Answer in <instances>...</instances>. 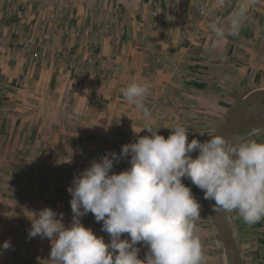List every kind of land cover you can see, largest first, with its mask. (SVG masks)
Returning <instances> with one entry per match:
<instances>
[{
  "label": "crops",
  "instance_id": "0c3cea01",
  "mask_svg": "<svg viewBox=\"0 0 264 264\" xmlns=\"http://www.w3.org/2000/svg\"><path fill=\"white\" fill-rule=\"evenodd\" d=\"M95 1L101 3L99 9L86 13L81 26L69 33L71 39L59 33L57 59L24 57L15 66H0V144L10 142L12 147L7 157L11 174L2 178L10 189L0 190L1 210L18 204L29 210H58L68 227L72 212L67 189L107 150L150 136L146 126L159 128L157 133L167 139L179 124L188 129L189 142L193 138L205 142L217 134L239 100L264 89V0H255L239 34L228 36L220 48L211 47L214 36L208 25L213 19L226 22L240 0L222 7L217 0ZM48 47L43 46L40 54L54 52ZM133 81L149 86L145 106L151 122L122 94ZM235 87L244 91L237 102ZM47 96L57 103L59 119L50 121L48 132L54 130L51 123L56 124L60 154L46 160L58 164L51 168L58 176L40 185L33 170L43 160L34 144L42 128L35 125L38 107L34 105L42 97V104L53 112ZM227 137L231 144L264 143V99L252 101L235 116ZM191 155L195 158L198 150ZM182 183L201 205L196 224L206 264H234L203 190L188 179L182 178ZM52 196H57L56 203L49 199ZM222 213L242 263L264 264V219L249 225L235 211ZM80 222L98 236L99 222L92 213ZM147 251L143 245L138 258L143 260Z\"/></svg>",
  "mask_w": 264,
  "mask_h": 264
},
{
  "label": "clouds",
  "instance_id": "9594fccd",
  "mask_svg": "<svg viewBox=\"0 0 264 264\" xmlns=\"http://www.w3.org/2000/svg\"><path fill=\"white\" fill-rule=\"evenodd\" d=\"M229 2L217 0L221 7ZM254 3L240 0L226 22L213 19L209 23L212 48L222 47L228 36L239 34ZM122 94L151 122L145 106L146 83L133 81ZM157 129L146 126L144 131L150 136L123 145L119 154L109 152L93 160L73 178L67 189L70 226L63 223V213L50 208L32 213L28 237L49 239L47 264H206L196 224L201 205L182 178L203 190L204 199L214 201L213 211H235L249 225L264 219V143L231 144L219 134L205 142L196 138L189 142L188 129L179 124L165 139ZM129 157L128 168L111 172L114 163ZM89 212L102 222L109 242L80 222ZM125 233L128 238L121 239ZM138 243L148 249L143 260L138 258ZM9 247L5 241L3 248Z\"/></svg>",
  "mask_w": 264,
  "mask_h": 264
},
{
  "label": "rangeland",
  "instance_id": "374dc122",
  "mask_svg": "<svg viewBox=\"0 0 264 264\" xmlns=\"http://www.w3.org/2000/svg\"><path fill=\"white\" fill-rule=\"evenodd\" d=\"M96 2L95 0H0V66L8 64L15 66L21 63L24 57H28L29 60L44 59L45 56L57 59L59 53L55 47L59 44V33H67L66 37L71 39L72 36H69V33L71 34L72 29L81 26L86 13L99 9L101 3L97 2L96 4ZM43 46L53 47L48 48L54 49V52L47 53L48 55L40 54L39 51L42 50ZM32 48L33 50H31ZM56 92L54 90V94ZM233 93L234 101L237 102L244 91L235 87ZM56 95L55 97H57ZM51 97L47 96L45 99L49 101ZM42 99L41 97L40 100L35 101L36 104L34 105L38 107L35 125L42 128V132L38 133L40 137L36 139L34 144L37 156L43 160H39L33 170L35 183L39 182L40 185L45 181L48 182L52 177L58 176V172L52 173L51 171V168L56 169L55 166L58 164L50 165L46 160H48V155L60 154L55 140L58 135L56 124L51 123L54 130L48 132L50 121L57 123L56 121L59 119L57 103L50 100L54 109L52 112L45 108L41 102ZM50 112L52 113L51 118L49 117ZM119 145L117 148L106 152L117 153L121 151ZM11 149L10 142L0 144V156H3L0 157V190L2 191L10 189V186L2 178L11 174V166L7 160ZM128 159L130 157L122 158V163L115 171L116 173L130 166ZM125 160H127L126 163ZM52 174L55 176H51ZM48 192H52V189H49ZM49 199L55 203L58 200L57 196H52ZM36 207L38 206L36 205ZM54 211L61 213L58 210ZM38 212L25 209L20 204L15 207L9 206L3 210L0 209V264H47L46 261L49 259L51 249L49 239H42L39 236L28 237V231L32 226L30 220L32 213ZM98 236L103 237L106 243L109 242L108 234L102 231V222L98 224ZM126 238H128V234L125 233L121 239ZM5 241L10 242L8 249L3 248ZM142 246V243L137 244L138 248Z\"/></svg>",
  "mask_w": 264,
  "mask_h": 264
},
{
  "label": "water",
  "instance_id": "95a60500",
  "mask_svg": "<svg viewBox=\"0 0 264 264\" xmlns=\"http://www.w3.org/2000/svg\"><path fill=\"white\" fill-rule=\"evenodd\" d=\"M257 99H264V89L254 90L247 94L245 97H243L241 100H239L225 117L224 121L219 127L217 134L225 136L228 139L227 130L235 116L249 103ZM205 203L214 222L217 225V228L221 237L224 240V243L231 252L234 264H243L225 215L222 212H215L212 210L211 206L213 204V201L205 199Z\"/></svg>",
  "mask_w": 264,
  "mask_h": 264
},
{
  "label": "built area",
  "instance_id": "2783aa9c",
  "mask_svg": "<svg viewBox=\"0 0 264 264\" xmlns=\"http://www.w3.org/2000/svg\"><path fill=\"white\" fill-rule=\"evenodd\" d=\"M203 11L204 10L201 9V12H203ZM263 34H264V31H263ZM163 117H165V115H163ZM121 148H122V145H119V149H121ZM119 153H120V151L117 152V154H119ZM121 163H122V158H121V160H120L119 163H114V166H113V169H111V172H115L119 168V166L121 165Z\"/></svg>",
  "mask_w": 264,
  "mask_h": 264
}]
</instances>
